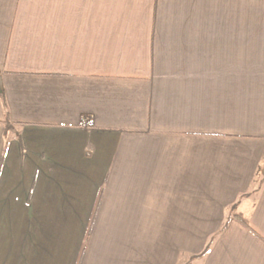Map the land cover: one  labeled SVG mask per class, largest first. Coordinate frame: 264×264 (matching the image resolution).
Here are the masks:
<instances>
[{"label":"crops","instance_id":"crops-1","mask_svg":"<svg viewBox=\"0 0 264 264\" xmlns=\"http://www.w3.org/2000/svg\"><path fill=\"white\" fill-rule=\"evenodd\" d=\"M0 264H264V0H0Z\"/></svg>","mask_w":264,"mask_h":264},{"label":"trees","instance_id":"trees-1","mask_svg":"<svg viewBox=\"0 0 264 264\" xmlns=\"http://www.w3.org/2000/svg\"><path fill=\"white\" fill-rule=\"evenodd\" d=\"M1 94L4 96V89L2 87H1ZM232 217L235 218V219H237V221H239L245 227L250 228L249 221L242 214L234 213L232 215ZM227 226H228V223H225L223 225V228L222 229L223 230L226 229Z\"/></svg>","mask_w":264,"mask_h":264}]
</instances>
